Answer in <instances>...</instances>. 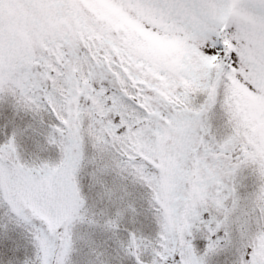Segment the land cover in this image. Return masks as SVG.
<instances>
[{
  "label": "snow or ice",
  "instance_id": "obj_1",
  "mask_svg": "<svg viewBox=\"0 0 264 264\" xmlns=\"http://www.w3.org/2000/svg\"><path fill=\"white\" fill-rule=\"evenodd\" d=\"M0 264H264V0H0Z\"/></svg>",
  "mask_w": 264,
  "mask_h": 264
}]
</instances>
